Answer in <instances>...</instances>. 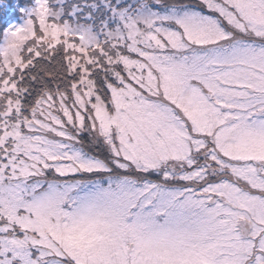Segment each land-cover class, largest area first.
<instances>
[{
	"label": "snow or ice",
	"instance_id": "1",
	"mask_svg": "<svg viewBox=\"0 0 264 264\" xmlns=\"http://www.w3.org/2000/svg\"><path fill=\"white\" fill-rule=\"evenodd\" d=\"M0 264H264V0H0Z\"/></svg>",
	"mask_w": 264,
	"mask_h": 264
}]
</instances>
